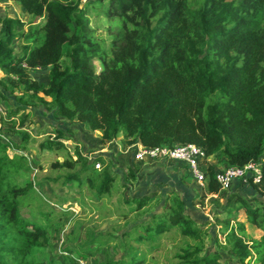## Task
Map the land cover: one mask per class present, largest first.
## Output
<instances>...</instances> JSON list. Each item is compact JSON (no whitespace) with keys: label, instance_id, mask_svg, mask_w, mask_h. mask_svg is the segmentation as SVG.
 I'll return each instance as SVG.
<instances>
[{"label":"trees","instance_id":"obj_1","mask_svg":"<svg viewBox=\"0 0 264 264\" xmlns=\"http://www.w3.org/2000/svg\"><path fill=\"white\" fill-rule=\"evenodd\" d=\"M5 1L19 4L30 21L0 16V73L5 76L0 84L21 93L0 129V264H75L94 258L106 244L96 250L83 245L77 254L66 251L47 261L30 258L35 248L49 243L48 229L22 215L20 198L29 196L34 184L18 185L15 177L32 168L27 156L9 155L12 147L28 151L37 144L39 152H61L65 161H56L53 170L67 172V185L85 176L81 186L100 200L121 188L111 159L101 154L90 162L79 148L72 155L60 130L39 144L30 135L20 145L4 141L1 134L15 124L12 118L30 107L99 132L104 145L119 138L128 147L195 144L211 160L204 185L209 196L223 195L219 170L261 162V182L250 185L264 195V0H99L105 17L120 22L109 29V48L90 26L81 0ZM36 69L48 70L47 85L32 80ZM1 98L6 101L4 94ZM174 163L173 169L186 168ZM130 176L136 179L134 169ZM245 188L234 185L228 217L217 218L223 249L236 264H264V235L251 240L245 223L232 225L237 219L232 215L243 211L248 223L264 232V205L238 192ZM151 201L147 196L126 203L132 212H141ZM173 232L183 239L177 264H229L220 253L207 251L209 233L188 216L184 200L174 193L149 224L123 233L125 257L103 264H146L148 253L139 245L155 250Z\"/></svg>","mask_w":264,"mask_h":264},{"label":"rangeland","instance_id":"obj_2","mask_svg":"<svg viewBox=\"0 0 264 264\" xmlns=\"http://www.w3.org/2000/svg\"><path fill=\"white\" fill-rule=\"evenodd\" d=\"M80 8L87 11L90 26L99 40L105 43V48H109L111 43L109 29L119 25V20L106 18L105 10L99 0H81ZM0 16L18 18L23 22L30 21L29 16L19 4L5 0H0ZM2 78L5 76L0 73V81ZM31 78L42 85H47L48 70H32ZM14 93L11 90L6 91L0 84V100L5 101L1 98V94H4L5 103L11 115L18 107L15 95H21L19 91L14 90ZM16 119L15 124L3 133L4 141L20 145L23 138L30 135V138H37L39 144L48 136H53L50 135L53 131L60 130L66 136L65 145L69 153L74 155L75 148H79L90 162L98 156L101 145L95 144L99 132H89L81 123L67 121L44 108L32 107L21 112ZM44 131L47 133L42 134ZM118 140L124 147L121 138L116 141ZM32 142L29 143L30 147L33 146ZM37 147L36 144L28 151L12 147L8 152L11 157L27 156L32 168L29 172L21 171L15 177L18 185L25 186L30 182L34 184L33 192L25 198H20L23 217L36 221L39 226L48 229L49 243L35 248L33 255L30 256L36 262L47 261L62 254L66 255V251L71 250L72 253L77 254L83 245H86L85 249L96 250L104 243H106L105 246L94 258L85 260L87 264H103L108 260L120 261L127 253V246H125L127 239L121 240L123 233L132 231L139 224H149L154 214L162 212L167 196L174 193L184 200L188 216L209 233L205 241L207 251L220 253L223 262L236 264L227 250L223 249L225 236L222 235V226L217 221L219 218L223 222L228 217L227 198L233 191H224L222 196H209L205 193L204 186L187 177L186 168L177 166L173 169L174 162L166 161L164 164H159L160 161L148 162L151 171L149 169L144 171L142 166L131 162L133 159L130 161V154L132 155L134 151L125 147L126 149H122L125 152L122 164L119 160L121 153L118 150H112L106 157L115 164L114 170L120 175L118 188L119 186L121 188L111 197L100 200L90 187L81 186L82 178L85 176L73 182L74 184L67 185L65 182L67 172L53 170V164L56 161L60 163L65 161V156L61 152H39ZM132 169L135 171L136 179L130 176ZM179 173H182L181 176H178ZM238 192L251 203L257 204L258 200L264 205V195H261L253 185L248 184L244 190ZM147 196L151 198V204L141 212H132L133 206L126 203L127 200ZM125 214L127 216H124ZM44 215H48L47 219ZM232 217H237L232 225L245 223L249 239L260 240L263 237L264 232L250 225L243 211L233 214ZM95 239H98L99 243ZM182 241V237L173 232L165 235L161 239L160 247L155 250L149 251V245L144 243L138 245L142 251L148 253L146 264H177L179 260L175 257V253L179 251Z\"/></svg>","mask_w":264,"mask_h":264},{"label":"built area","instance_id":"obj_3","mask_svg":"<svg viewBox=\"0 0 264 264\" xmlns=\"http://www.w3.org/2000/svg\"><path fill=\"white\" fill-rule=\"evenodd\" d=\"M67 4L71 0H56ZM8 107L0 101V129H3L4 122L8 121ZM3 137V134H1ZM135 148L134 160L137 163L148 161L176 162L187 168L191 179L204 186L207 180V166L211 161L205 151L195 144L176 145L173 147L163 146L148 148L141 144L133 146ZM96 158V157H95ZM94 159L91 160L93 162ZM101 163L95 164V168L100 170ZM262 179V163L251 161L243 167H228L221 169L216 174V180L222 191H230L234 185H250L251 182L258 185ZM75 264H87L85 260L79 259Z\"/></svg>","mask_w":264,"mask_h":264},{"label":"crops","instance_id":"obj_4","mask_svg":"<svg viewBox=\"0 0 264 264\" xmlns=\"http://www.w3.org/2000/svg\"><path fill=\"white\" fill-rule=\"evenodd\" d=\"M13 120H16L17 121V119L16 118H12ZM101 134L99 133V137H98V140H97V142H96V146H99V145H101V147L99 148V153H98V155L100 154H103V155H105L106 157L107 156H109V154H110V152L112 151V150H118V152L119 153H121V156H120V162H121V164L123 163L122 161V158L123 157H125V152H124V150H122L123 148H128V149H130V150H132L133 151V147H128V146H122L120 143H119V140L118 141H114V142H110V143H108V144H102V142H101ZM98 143V144H97ZM125 148V149H126ZM129 150V151H130ZM130 157L131 158H129L130 159V161H131V159H133V154L131 155L130 154ZM127 158V157H126ZM129 161V162H130ZM132 163H134V160H132L131 161ZM149 162V161H148ZM148 162H146V163H143V164H139L140 166H142V169L145 171L146 169H149V171H151V167H149V163ZM137 164V163H136ZM181 174L182 173H179L178 174V176H181Z\"/></svg>","mask_w":264,"mask_h":264}]
</instances>
